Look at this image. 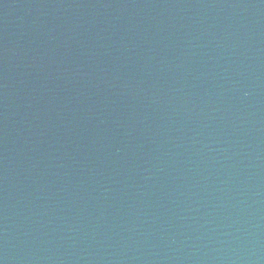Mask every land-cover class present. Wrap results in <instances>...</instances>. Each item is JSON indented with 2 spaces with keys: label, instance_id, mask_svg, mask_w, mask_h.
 Listing matches in <instances>:
<instances>
[{
  "label": "water",
  "instance_id": "water-1",
  "mask_svg": "<svg viewBox=\"0 0 264 264\" xmlns=\"http://www.w3.org/2000/svg\"><path fill=\"white\" fill-rule=\"evenodd\" d=\"M0 264H264V0H0Z\"/></svg>",
  "mask_w": 264,
  "mask_h": 264
}]
</instances>
